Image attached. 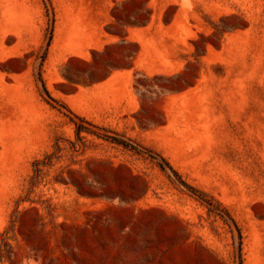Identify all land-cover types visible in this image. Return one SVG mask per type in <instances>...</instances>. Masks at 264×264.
<instances>
[{
    "label": "rangeland",
    "instance_id": "1",
    "mask_svg": "<svg viewBox=\"0 0 264 264\" xmlns=\"http://www.w3.org/2000/svg\"><path fill=\"white\" fill-rule=\"evenodd\" d=\"M0 264H264V0H0Z\"/></svg>",
    "mask_w": 264,
    "mask_h": 264
},
{
    "label": "trees",
    "instance_id": "2",
    "mask_svg": "<svg viewBox=\"0 0 264 264\" xmlns=\"http://www.w3.org/2000/svg\"><path fill=\"white\" fill-rule=\"evenodd\" d=\"M83 129H84V126H82L81 124H77L76 132H77V137H78V139L81 138L80 135H81V132H82ZM60 148H61L60 145L57 144V145H56V149L59 150ZM53 154H54V153L47 154L45 158L48 159V161H52ZM40 163H47V162L44 161V160H43V161H40V160L37 161V162H36V167H35V170H36V171L39 170V164H40ZM48 163H49V162H48Z\"/></svg>",
    "mask_w": 264,
    "mask_h": 264
}]
</instances>
